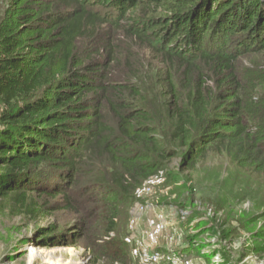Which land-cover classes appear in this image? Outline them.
<instances>
[{"label": "trees", "instance_id": "16d2710c", "mask_svg": "<svg viewBox=\"0 0 264 264\" xmlns=\"http://www.w3.org/2000/svg\"><path fill=\"white\" fill-rule=\"evenodd\" d=\"M109 27L115 33L104 34ZM113 39L146 47L162 63L164 119L136 101L142 79L126 71ZM251 55L259 59L240 72L239 59ZM263 90L264 0H8L0 17V195L33 216H76L42 228L45 244L82 239L92 264H130L135 192L164 162L179 157L193 169L212 147H226L264 174Z\"/></svg>", "mask_w": 264, "mask_h": 264}, {"label": "rangeland", "instance_id": "374dc122", "mask_svg": "<svg viewBox=\"0 0 264 264\" xmlns=\"http://www.w3.org/2000/svg\"><path fill=\"white\" fill-rule=\"evenodd\" d=\"M7 1L0 0V17ZM116 29L105 28L104 34ZM120 31L122 35L117 37L123 38L125 34ZM114 39L112 48L126 71H136L142 79V96L136 101L145 105L146 100L157 112L150 110L152 116L164 119L167 112L158 94L160 80L156 79L163 70L162 63L148 48ZM126 55L128 63L124 61ZM257 59L256 55L240 58V72ZM107 110L109 124L116 126L114 115ZM135 193L128 221L130 251L143 239L161 249L164 263L264 264V174L243 168L233 150L212 147L193 169L181 164L179 157L172 158ZM33 196L38 203L45 199L52 203L49 198ZM180 210L186 212L184 218ZM75 219L62 210L33 216L23 212L11 197L0 195V264H92L93 257L82 239L75 245L68 244L69 240L48 245L41 238V229L49 224L63 227ZM130 253V264H140ZM98 264L111 263L102 259Z\"/></svg>", "mask_w": 264, "mask_h": 264}, {"label": "built area", "instance_id": "2783aa9c", "mask_svg": "<svg viewBox=\"0 0 264 264\" xmlns=\"http://www.w3.org/2000/svg\"><path fill=\"white\" fill-rule=\"evenodd\" d=\"M180 212H182V218H184L186 212L182 210ZM159 216L161 217V215ZM113 236L114 234L110 233L105 239H110ZM173 238L171 237V240ZM128 241H130L129 238ZM131 252L138 257L140 264H169L168 262H163V255L160 248L152 247V244L145 242L143 239L136 242Z\"/></svg>", "mask_w": 264, "mask_h": 264}]
</instances>
